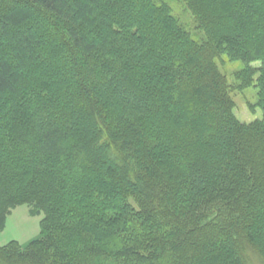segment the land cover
Segmentation results:
<instances>
[{"label": "trees", "instance_id": "trees-1", "mask_svg": "<svg viewBox=\"0 0 264 264\" xmlns=\"http://www.w3.org/2000/svg\"><path fill=\"white\" fill-rule=\"evenodd\" d=\"M174 1L191 23L173 0H0V114L20 116L0 230L19 204L43 214L0 264H264V0ZM36 15L61 26L55 80L30 76ZM220 56L244 63L261 120L234 114Z\"/></svg>", "mask_w": 264, "mask_h": 264}, {"label": "rangeland", "instance_id": "rangeland-1", "mask_svg": "<svg viewBox=\"0 0 264 264\" xmlns=\"http://www.w3.org/2000/svg\"><path fill=\"white\" fill-rule=\"evenodd\" d=\"M174 8L177 9L179 12L183 11V17L187 18L188 21L191 23V15L188 11H186L185 6L181 2H176L173 0ZM185 8V9H184ZM55 21V20H54ZM53 21V22H54ZM34 24L39 25L38 28L41 29V32L46 37V44L44 48V60L40 62V64L36 65L33 72L30 71V76H34L39 78L40 73L38 71H42L44 65L46 66L45 71L52 74L54 76V80L56 76H58V71L51 66L49 63V59L51 56H57L59 54L60 47L56 46L52 42V37L60 33L59 23L49 24L46 20L41 18L40 16H34V19L31 21ZM42 27V28H41ZM81 32L87 33L90 37H97L99 35L97 29H93L92 31L82 29ZM110 45V43H109ZM57 50V51H56ZM56 51V52H55ZM78 61H81V72L84 74V68H82L83 62H87V58L77 54ZM92 57V56H91ZM95 57V55H94ZM56 58V57H55ZM216 63L218 69L226 76L229 86V95L233 103V112L236 117L242 123H252L256 120H261L263 118V110L258 105V88L256 84H247L243 82L241 76L237 74L241 68H243L244 63L241 61H232L226 56H220L216 58ZM255 66L261 65L259 61L254 62ZM55 69V70H54ZM35 71V72H34ZM40 71V72H41ZM66 72V71H65ZM39 73V74H38ZM67 74V73H64ZM74 75V74H73ZM94 74H92L93 76ZM89 76V75H88ZM82 78L84 82H89V78L87 75L83 76ZM256 79V78H255ZM57 93V91H55ZM11 101L7 106H11ZM76 104V100H75ZM17 108V107H16ZM23 104L21 107H18L20 113L23 110ZM22 109V110H21ZM16 110V109H15ZM18 112L14 111L13 109H8L7 113L0 114V152L2 148L10 147L9 142L11 139V126L8 127L9 124H16L19 120L20 116L17 115ZM19 117V118H18ZM5 143V144H3ZM13 150V149H12ZM10 150V151H12ZM3 151V150H2ZM3 153H0V160L5 156ZM5 164V163H3ZM16 164H9L10 171L13 173L15 170ZM8 196V193L5 194ZM7 224L5 229L0 230V246L6 245L11 241L18 242L21 247L25 248L30 242L36 240L41 235V227H42V215H32L30 212V207L27 204H19L14 208H10L7 210Z\"/></svg>", "mask_w": 264, "mask_h": 264}]
</instances>
